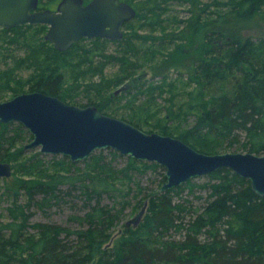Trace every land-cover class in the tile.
Returning a JSON list of instances; mask_svg holds the SVG:
<instances>
[{
    "label": "trees",
    "instance_id": "obj_1",
    "mask_svg": "<svg viewBox=\"0 0 264 264\" xmlns=\"http://www.w3.org/2000/svg\"><path fill=\"white\" fill-rule=\"evenodd\" d=\"M125 1L136 10L133 19H140L149 26L161 22L157 10L159 1L164 0ZM174 1L186 3L195 16L186 18L185 25L177 33L162 37L134 34V38L142 42L177 39L172 50L150 66L151 72L165 80L170 70H176L178 74L186 75L192 88L185 101L178 105L170 101L164 108V116L156 118L154 123L143 121L150 126L151 131L146 132L158 128L161 134L178 137L207 154L223 148L264 154V36L254 39L242 33L264 20V0H227L225 11L206 19L203 15L212 3ZM140 4L142 7L138 10ZM144 10L151 12L150 15ZM33 26L44 30L47 27L25 24L2 30ZM126 41L128 39L123 35L113 42ZM45 44L35 46L26 57L29 64L41 72L30 91H41L64 100L65 95H60L62 77L56 72L60 60L51 69ZM69 49L52 48V51L57 55ZM138 50L130 47L128 52ZM139 54L148 62L154 51H139ZM120 59L121 73L110 79V85L123 82L134 74L131 72L134 63L129 64L125 55ZM45 70L50 71L45 73ZM141 77L125 81L123 85L128 84V88L122 92H142L148 97L140 103L144 105L156 89H162L163 83H144L139 81ZM102 86L93 83L87 88L101 94ZM95 107L105 114L99 104ZM127 116L128 119L123 120L140 128L142 123L135 114ZM189 116L193 117V122L187 129L181 130L178 124L175 128L161 124L162 120L175 123L180 117ZM10 124L0 122V161L9 163L17 161L23 153V146L17 142L21 138L20 130L24 131L20 123L9 131ZM109 152L114 157L118 155L112 149ZM126 158L124 169L116 170L110 164L111 160L98 150L84 159L88 168L78 178L67 173H47L44 179L18 178L15 200L23 194L24 202L15 201L7 207L8 220L0 222V264H264V196L255 194L249 180L229 168L206 174L209 180L202 187L208 193L202 207L192 209L187 200L174 199L175 192L192 185L190 179L184 186L149 194L143 220L136 227L123 222L114 232L113 227L120 221L121 184L132 179L134 174L158 165ZM75 164L69 161L68 165ZM19 165L24 163L15 165L16 172L22 170ZM164 180L163 173L162 183ZM106 198L112 200L111 206L106 203ZM64 199L80 202L83 210L77 216L80 227L37 222L32 225L35 233L28 231L32 207L47 209ZM117 202L120 208L115 207Z\"/></svg>",
    "mask_w": 264,
    "mask_h": 264
},
{
    "label": "rangeland",
    "instance_id": "obj_2",
    "mask_svg": "<svg viewBox=\"0 0 264 264\" xmlns=\"http://www.w3.org/2000/svg\"><path fill=\"white\" fill-rule=\"evenodd\" d=\"M202 1L212 3L208 12L203 15L204 19L211 18L227 9V5H225L227 0ZM159 3L160 8L157 10L161 20L159 24L149 26L144 24L140 19H133L123 25L122 29L128 42L117 43L108 41V39L93 42V38H82L77 42L76 46H73L63 54L57 55L52 51L53 45L44 39L47 27L45 30L40 26H33L8 31H3L0 28V101L7 100L15 94L32 90L31 87L41 76V72L33 65H30L26 57L31 49L46 42L45 45L49 51L48 55H50L49 62L51 69L56 66L57 60H60V67L56 72H59L62 77L60 95H65L64 102L80 107L99 104V106L104 108L103 112L105 114L121 119H128L127 115L133 113L142 123V125H139L140 128L149 131L150 126L144 124L143 121L154 123L156 118L164 116V108L170 101H174L176 105L185 101L187 92L192 88V84L186 80V75H180L176 70H170L165 80L160 76L153 75L151 72L150 66L155 61H158L162 55L172 50L175 43H178L177 39L171 42H160V40L156 41L154 39H152L154 41L150 39L142 42V40L134 38V34L162 37L165 34L177 33L185 25L184 20L186 18L195 16L194 13L192 14L189 11V6L184 2L164 0L159 1ZM141 7V4L138 5V10ZM262 9L264 11V7ZM144 12L149 15L151 13L147 10H144ZM242 33L252 36L254 39L258 36H264V20L254 23L248 31L242 30ZM128 43L131 45L128 46ZM130 47L138 48L139 50L138 52H128ZM139 51H154V54L148 62H145L143 60L144 56L139 54ZM123 55L130 61L129 64L132 62L135 65L131 69V72L134 74H131L129 79L142 76L139 81H143L144 83L148 82L153 85L163 83L162 89H156L153 97L144 105L140 103L145 98L148 99V97L137 90H131L130 94H125L124 92L117 95L113 94L117 88L129 80H122L123 82L115 85H110L109 83L110 79H115L116 76L120 75L122 66L119 62L121 61L120 56ZM45 71L47 73L50 70ZM93 83H101L103 85L101 94H96L94 90L87 88V85ZM192 122L193 117L189 116L188 118L180 117L175 123L162 120L161 124L173 128L178 124L180 129L183 130L189 128ZM17 123L19 122H11L8 130L15 129ZM22 128L24 131L20 130L21 138L17 142L21 147L31 139V134L26 127L22 125ZM152 130L153 132L160 133L158 128ZM109 149H97L95 152L102 150L103 156L107 160H111L110 164L113 169H124L127 163V155H122L116 151L118 155L114 157L110 154ZM226 151L244 152L241 150H224L223 148L216 153ZM69 161H71L69 157L62 154L42 153L39 147L27 150L23 149V153H20L17 161H10L12 165L11 176L7 178L0 177V222L8 220L7 207L13 205L15 201L19 203L24 202L23 194L18 195L17 200H15L18 178L44 179L47 173H67V175L78 178L88 168L84 159L76 161L75 165H68ZM20 163H24L23 166L19 165V167H22V170L16 172L14 170L15 165ZM163 173L165 174V168L158 164L155 168H147L146 172L134 174L132 179L124 181L123 184L119 180L122 191L120 193L121 197L118 200L122 207L120 208L119 202H117L118 204H114L115 207L121 209L119 214L120 221L113 227L114 232L117 228L121 227L123 222L133 217L141 209L143 203L149 200V194L160 191ZM208 180L207 175L192 178V185L182 187L178 192H175L174 199L176 201L187 200L192 209L202 207L208 193L202 187V184H205ZM189 189H192V191H189ZM105 201L110 206L113 204L110 199L106 198ZM82 211L81 204L77 199H64L62 202L42 210L32 207L28 231L35 233L32 225L37 222H55L70 228L80 227V221L77 219V216Z\"/></svg>",
    "mask_w": 264,
    "mask_h": 264
},
{
    "label": "water",
    "instance_id": "obj_3",
    "mask_svg": "<svg viewBox=\"0 0 264 264\" xmlns=\"http://www.w3.org/2000/svg\"><path fill=\"white\" fill-rule=\"evenodd\" d=\"M38 0H0V28L44 24V39L58 51H66L80 39L123 37L122 25L136 15L133 6L121 0H59L56 10H37ZM128 88L124 84L117 95ZM21 123L31 134L23 149L39 147L42 153L62 154L73 162L97 149L110 148L140 161L165 168L160 192L220 168H229L249 180L252 191L264 196V154L250 152H199L180 138L146 132L120 118L101 113L94 105L68 104L54 95L28 91L0 101V122ZM12 166L0 161V177H10ZM147 207L125 221L136 227Z\"/></svg>",
    "mask_w": 264,
    "mask_h": 264
},
{
    "label": "flooded vegetation",
    "instance_id": "obj_4",
    "mask_svg": "<svg viewBox=\"0 0 264 264\" xmlns=\"http://www.w3.org/2000/svg\"><path fill=\"white\" fill-rule=\"evenodd\" d=\"M88 1L89 0H83V3L86 4ZM121 1H125V0H121ZM58 2H59V0H48V1L47 0H39L37 10L50 9L52 11H55ZM40 7H43V9H40ZM110 41H114V40H110Z\"/></svg>",
    "mask_w": 264,
    "mask_h": 264
},
{
    "label": "bare ground",
    "instance_id": "obj_5",
    "mask_svg": "<svg viewBox=\"0 0 264 264\" xmlns=\"http://www.w3.org/2000/svg\"><path fill=\"white\" fill-rule=\"evenodd\" d=\"M124 35V34H123Z\"/></svg>",
    "mask_w": 264,
    "mask_h": 264
}]
</instances>
